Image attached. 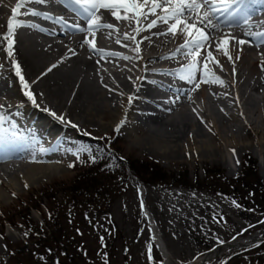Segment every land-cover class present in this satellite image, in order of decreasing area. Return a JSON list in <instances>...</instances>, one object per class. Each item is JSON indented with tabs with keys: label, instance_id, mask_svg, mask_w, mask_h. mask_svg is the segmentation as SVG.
Listing matches in <instances>:
<instances>
[{
	"label": "bare ground",
	"instance_id": "1",
	"mask_svg": "<svg viewBox=\"0 0 264 264\" xmlns=\"http://www.w3.org/2000/svg\"><path fill=\"white\" fill-rule=\"evenodd\" d=\"M19 3L20 0H0V105H3L0 114L4 116L0 121V138L7 142L10 149L8 154L0 156V171L7 167L5 173L9 171L15 175V170L24 166L27 176H13V182L1 184V188H6V193L0 195V208L15 195L40 182L42 176H63L74 164L79 146L77 131L86 130L84 127L90 126L97 118L109 116L112 119L111 124L103 127L106 131L111 127L119 129L118 135L127 139L129 146L148 145L152 148V137H159L161 133L169 131L173 136L174 146L179 144V148L158 152L164 158H180L181 155L183 158L197 160L201 154L226 164L228 154L238 160L247 148L264 146L263 138L255 137L259 130L251 127V122H242L239 128V133L244 131L243 137L248 139V142L237 143L238 141H232L233 139L225 134L228 119L242 121L246 116L244 111H241L242 108L239 109V102V105H234L233 111L227 107V110L219 108L214 113L219 126L213 121L209 123L208 130L215 141V147L209 146V142L198 144L199 140L196 139L204 137L201 132L203 129L193 127V120L188 118L189 115L182 113L179 118L175 116L171 120L160 117L161 114L165 116L172 112L177 104H192L195 101L194 96H198L202 101L208 98L214 100L219 93L227 92V96L235 101L243 94L239 88L237 90V85L242 86L244 81L248 82L256 93L264 94V37L248 35L264 32V10L259 16L243 15L241 23L236 25L234 30L228 28L225 23H218L212 17L217 27L213 29L204 26L210 34V47H202L199 50L198 68L193 72L194 79L189 80L185 78L188 76L187 68L184 67L183 71L181 69L191 62L195 53L180 48L186 34L181 35L179 29L176 35L168 33V28L174 21L170 20L167 25L158 23L155 27L147 29V23L154 18L150 16L148 21L140 20L139 26L145 30L137 32L135 18L117 19L111 10L101 8L97 11L101 26L89 32L87 14L79 6L72 4L71 0H45L44 3L28 0L27 5L30 7L24 5L17 9L18 14L13 20V33L8 35L7 25L13 16L12 9ZM33 11L37 14H33ZM161 11L157 9L158 13ZM117 14L123 15V10H117ZM74 24L82 26L85 30L78 31L73 27ZM106 24L113 27H104ZM50 26H56V29ZM125 34L134 36L135 39H126ZM230 34L248 41L244 44L236 40L229 42L226 35ZM6 35L8 39L4 38ZM85 39L94 43L95 48L85 43ZM213 39L217 42L222 39L226 47L219 45L217 48ZM8 40L14 41L11 56L8 55ZM207 51H212L215 59H208L209 71L206 74L202 57H207ZM225 51L227 55L224 54ZM116 59L125 64H134L130 73L126 74L127 77L124 72L120 73L124 64L118 61V66H114L116 69L109 68L116 71L114 75L118 80L117 84L103 79L97 81L95 71L101 73L102 65L117 61ZM140 61L145 66L141 71L137 64ZM17 64L20 75H17ZM52 65L56 67L52 68ZM117 68L122 75L117 73ZM246 73L249 75L246 76ZM197 83L199 87L194 88ZM227 83L230 87L224 89V84ZM158 86L163 90L156 89ZM108 90L114 91L119 97L114 99ZM26 92L32 94V99ZM21 99L23 105H20ZM33 103L48 112L59 113L61 121L56 122L43 115L42 110ZM198 105L201 106L202 103ZM64 109L67 111L65 116L62 115ZM179 112L181 113L180 110ZM203 117L209 119L205 114ZM77 118H82L83 127L75 124ZM209 120L211 121L212 117ZM121 121L124 123L120 124ZM143 130L149 131V134L140 138L137 134ZM193 132L196 133V138H193ZM21 160V166L15 164ZM142 208L143 212L146 211L144 205ZM146 217L152 224L150 217ZM151 233L165 254L164 264H169L167 253L164 252L160 237L154 228ZM230 244H222L219 250L236 246L238 243ZM217 247L185 264H201L203 260L206 262Z\"/></svg>",
	"mask_w": 264,
	"mask_h": 264
},
{
	"label": "rangeland",
	"instance_id": "2",
	"mask_svg": "<svg viewBox=\"0 0 264 264\" xmlns=\"http://www.w3.org/2000/svg\"><path fill=\"white\" fill-rule=\"evenodd\" d=\"M50 28L56 29V26H50ZM226 37L229 42L241 40L235 34L226 35ZM222 41V39L218 42L214 40V44L216 42L226 47ZM256 45L253 44V46ZM116 60L102 65L101 73L95 71V79L117 84L118 80L114 75L116 71L109 69H116L114 66H118L120 59ZM120 62L124 64V69L120 72L117 68V73L124 72V76L127 77L126 74L130 73L134 64H130L131 62L125 64L122 60ZM137 64L140 71L145 68L141 61ZM241 72L243 74V71ZM120 73L119 75H122ZM224 85V89L230 87L228 83ZM119 86L122 89L120 83ZM238 88L243 93L237 99L238 101L227 96L226 90H224L225 94L219 93L220 97L218 95L216 96L218 99L214 97V100L208 98L202 101L198 96H196L197 99L194 96L193 105L182 102L184 104H177L174 111L172 110L165 116L161 114L160 117L171 120L175 116L179 118L182 113L189 115L188 118L193 120V127H198V130L203 129L201 132L204 134L201 139L193 132V138L197 137L198 144L209 142V146L215 147V141L208 130L209 123L216 122L217 118L214 113L219 108L226 110L230 108L233 111L234 105L241 103L243 106L239 105V109L242 108L241 111L243 110L246 114L247 121H244L245 117L241 119L242 121L228 119L225 134L227 133V137H231L232 141H238L237 143L248 142V139L245 140L243 137L244 131L239 133V128L242 122H251L250 126L259 130L255 137L258 136L264 140V94L256 93L245 81L242 86L237 85V90ZM117 89L119 90L118 87ZM156 89L163 90L161 86ZM108 92L114 96V99L119 97L114 91L108 90ZM195 102L202 103L203 106H197ZM185 104L189 106L188 109ZM20 105H23L22 99ZM35 107L42 110L43 115L49 116L52 120L61 121L59 113L53 115V112H48L43 107L37 105ZM66 112V109L62 110V115L65 116ZM204 114L209 119L212 117V120L205 119ZM77 119L75 124L83 127L82 118ZM111 121L109 116L97 118L91 122L90 126L84 127L86 130L77 131L79 146L74 164L63 176L53 178L42 176L43 179L40 182L34 183L33 187L22 191L3 204L0 208V264H162V257L152 244L146 227L148 219L142 210L143 205L154 224V230L165 246L169 264H185L210 249L212 250L215 246H218V249L209 256V260L201 264H264V242L262 246L256 243L219 250V247L225 243L239 244L263 239L264 207L258 209L243 207L230 200L227 195L220 191L217 192L215 186L219 187V184L204 182L206 172L214 171L215 168L222 170L227 179L235 178L239 175L243 159L249 156L254 162L256 178L264 186L263 145L247 148L238 160L228 154L226 164L216 162L211 156L201 154L200 159L197 160L183 158L181 155L180 158L170 159L158 153L179 148L177 147L179 144L174 146L173 136L169 134V131H163L164 133H161L159 137H152V148L148 145L129 146L128 140L118 135L119 129L111 127L109 131H106L103 127L110 125ZM216 123L219 126V122ZM85 124L88 125L86 122ZM148 134L149 131L143 130L137 136L143 138ZM112 145L118 150H110ZM101 148L107 150L109 157L103 156L105 166L100 171H95L93 169H96L100 163L97 152ZM134 160L155 162L165 174L172 173L174 176L186 174L187 181L191 184H194L196 176L198 186L188 187L171 182L166 185L142 182L127 167ZM15 164L21 166L22 160ZM6 168L0 171V195L6 193V188H1V184L13 182V176L16 178L27 176L24 166L17 168L15 175L9 171L5 173ZM85 168H92L89 172L93 171L95 182H101L98 184L97 189L100 190L97 195L92 194L93 190L90 188L92 186L87 185V182L81 188L86 190L90 199H85L86 197L81 194L68 193L77 175L81 174ZM106 172L109 173V177L102 179L105 178L102 176ZM221 182L220 186L230 188L223 181ZM27 223L35 228L40 227L42 230L39 231L59 232L58 241L61 242V250L56 249L59 246H56L54 233H50L49 236H52L45 238L38 245L33 243L35 238L32 237L30 229L26 228ZM108 223L114 226L115 232L110 231ZM103 233L107 234L110 239L102 240ZM151 234L153 237V233ZM49 248L53 252H49Z\"/></svg>",
	"mask_w": 264,
	"mask_h": 264
},
{
	"label": "snow or ice",
	"instance_id": "3",
	"mask_svg": "<svg viewBox=\"0 0 264 264\" xmlns=\"http://www.w3.org/2000/svg\"><path fill=\"white\" fill-rule=\"evenodd\" d=\"M28 0H20V3L17 4L16 8L12 9L13 16L9 20L7 29L8 35L13 33L14 25L13 20L17 16V9L26 5ZM39 3H44L45 0H37ZM71 3L79 6L84 13L87 14V31L91 32L93 29H96L101 26L100 18L97 16L98 9H108L111 10L112 15L116 16L117 19H136L138 27L135 29L137 32L144 31L145 28L139 26L140 20L143 19L148 21L149 17H154L151 19L146 27L151 29L155 27L158 23L168 24V22L174 21L169 28L168 33L172 35L177 34V29L181 35L186 34L185 41L180 45L181 49L189 50L190 53H195L192 57L191 62L187 66H182V71L184 67L188 70V76L185 77L189 80L194 79L193 72L198 68V57H200V49L202 47H210V34L205 30L204 26L207 25L215 29L216 24L213 23L212 17L220 11L228 12L229 15H232L233 12L239 10L241 12L246 11L244 8H235L234 6H239L244 4V0H71ZM123 10V15H118L117 10ZM157 9H161L160 13L157 12ZM131 13L132 15H129ZM33 14H37L33 11ZM184 17V19H182ZM62 19V18H61ZM183 27H180V26ZM107 28H112L113 25L106 24L103 25ZM78 31H84L85 29L80 25H73ZM167 34V33H163ZM8 35L4 38L8 39ZM248 35H256L258 37H264V32L248 33ZM126 39H135L134 36H129L125 34ZM247 41L240 40V44H244ZM14 41L8 40V55H12V45ZM85 43H88L91 47L95 48L94 43L85 39ZM264 43V41H262ZM219 48V44L216 45ZM98 50V49H97ZM138 50V49H137ZM179 51V49H178ZM115 54V53H113ZM228 53L225 51L224 53ZM231 59V57H229ZM204 60V67L207 70V61L208 59H215L213 57L212 51H207V57H202ZM218 63V62H217ZM56 65H52V68H55ZM51 71V68L49 69ZM17 75H20L19 65L17 64ZM214 75V74H213ZM23 81V77H20ZM218 79V78H217ZM223 83V81H220ZM199 84H195L194 88H198ZM26 95L32 99V94L26 92ZM131 99V97L129 98ZM33 102L34 99H33ZM0 108H3V105H0ZM55 115V113H53ZM4 119V116L0 114V121ZM124 121H121L120 124H123ZM119 128V125L117 126ZM2 130V129H0ZM151 251V249H149ZM151 259V256H149Z\"/></svg>",
	"mask_w": 264,
	"mask_h": 264
},
{
	"label": "trees",
	"instance_id": "4",
	"mask_svg": "<svg viewBox=\"0 0 264 264\" xmlns=\"http://www.w3.org/2000/svg\"><path fill=\"white\" fill-rule=\"evenodd\" d=\"M110 150L116 151L118 149L116 148V146L112 145ZM97 153L99 157L98 160L100 163L96 166L97 168L93 170L100 171L105 166V163H106L102 160V157L103 156L109 157V155H107L108 154L107 150L103 148L99 149ZM148 162L134 160V162L128 164L127 167L134 176H136L140 181L145 182V183H157L161 185H166L171 182L173 184L185 185L188 187L198 186L199 182L197 181L198 178L196 176H195L194 184H191L187 181L188 179H187L186 174L176 175V176H174V174L172 173L165 174L157 166L155 162H152V161H148ZM89 170H92V168H85L84 170L81 171L82 172L81 174L77 175L76 180L73 181V183L69 187L68 193H71V194L74 193L78 195L81 194L83 195V197H86L85 199H90V197L87 196L86 194V190L81 189L83 185L87 182L86 183L87 185L92 186L90 187L93 190L92 194L93 195L98 194V191L100 189H97V188H98V184H100L101 182H97V181L95 182L96 179L94 178V173L93 171L89 172ZM102 177H105V178H102ZM102 177H101L102 179H106L107 177H109V173L108 172L104 173ZM205 181L215 182L212 184H216V185L219 184V187L215 186L216 187L215 189L217 192L220 191L221 193L227 195L230 200L238 204H241L243 207H253L257 209L264 207V186L261 185L260 181L256 178V170H255L254 162L249 156L243 159L241 163L239 175H237L235 178L227 179L224 176L222 170H220L219 168H215L214 171L206 172L204 182ZM221 181H223L230 188L220 186V184H222ZM70 197L72 196L70 195ZM95 217H97V215H95ZM25 226L26 228L30 229V231L32 232L31 235L32 237L35 238V241L33 243L37 245L39 244V242L43 241L45 238L51 237L52 235L49 236L50 233H54L55 239H56L55 242L57 243L56 246H59L56 249H58L59 251L61 250L62 248V246L60 245L61 242L58 241L59 232L57 231L47 232L45 230L39 231L42 229L40 227L35 228L32 224H28ZM108 228L110 229V231L115 232L114 226H112L109 223H108ZM108 239H110L108 238V235L103 233L102 240H108ZM262 245H263L262 243L258 244V246H262ZM78 249L79 248H77V250ZM9 251L10 253H12V249L10 247H9ZM48 251L50 252L51 248H49ZM66 252H69V251H66Z\"/></svg>",
	"mask_w": 264,
	"mask_h": 264
}]
</instances>
